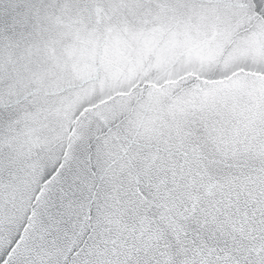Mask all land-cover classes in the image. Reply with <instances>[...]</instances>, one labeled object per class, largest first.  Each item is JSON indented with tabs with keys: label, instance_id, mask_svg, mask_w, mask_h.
I'll return each instance as SVG.
<instances>
[{
	"label": "snow or ice",
	"instance_id": "6c2138e0",
	"mask_svg": "<svg viewBox=\"0 0 264 264\" xmlns=\"http://www.w3.org/2000/svg\"><path fill=\"white\" fill-rule=\"evenodd\" d=\"M0 264H264V0H0Z\"/></svg>",
	"mask_w": 264,
	"mask_h": 264
}]
</instances>
